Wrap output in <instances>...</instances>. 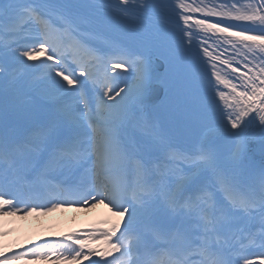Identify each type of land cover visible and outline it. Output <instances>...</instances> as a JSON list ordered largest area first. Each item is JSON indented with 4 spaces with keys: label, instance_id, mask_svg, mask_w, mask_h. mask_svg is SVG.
I'll use <instances>...</instances> for the list:
<instances>
[{
    "label": "snow or ice",
    "instance_id": "snow-or-ice-1",
    "mask_svg": "<svg viewBox=\"0 0 264 264\" xmlns=\"http://www.w3.org/2000/svg\"><path fill=\"white\" fill-rule=\"evenodd\" d=\"M45 196L117 219L4 261L264 264V0H0V215Z\"/></svg>",
    "mask_w": 264,
    "mask_h": 264
},
{
    "label": "rangeland",
    "instance_id": "rangeland-1",
    "mask_svg": "<svg viewBox=\"0 0 264 264\" xmlns=\"http://www.w3.org/2000/svg\"><path fill=\"white\" fill-rule=\"evenodd\" d=\"M188 2L191 3L190 1ZM29 63L35 62L29 61ZM225 67L226 66L224 65H220V71L222 72ZM241 70L244 71L243 68H241ZM36 74L39 75V73ZM235 82L239 83V81ZM104 204H106V202ZM99 205L101 206L102 204ZM65 211L66 212H64V210L61 211L60 208L55 207L50 211L47 210L40 213L28 211L21 216H15L16 214L12 213H4L3 215H0V255L22 248H28L27 250H30L33 248V244L57 236V234L72 226L73 222H75L76 225H80L84 224V222L91 223L92 221L88 219L82 222H77L71 219L72 216L69 217L70 211L66 209ZM80 212H86V210ZM100 212L102 213V216L100 217V215H98L97 218L108 217L102 208L100 209ZM61 217L65 219L61 220ZM80 233L83 235L82 232ZM82 235L77 237V239H80ZM54 257H57V254L49 253L47 254V258L22 256L18 260L4 261L1 259L0 264H60L52 259ZM85 261V259H81V261L76 263L80 264Z\"/></svg>",
    "mask_w": 264,
    "mask_h": 264
},
{
    "label": "bare ground",
    "instance_id": "bare-ground-1",
    "mask_svg": "<svg viewBox=\"0 0 264 264\" xmlns=\"http://www.w3.org/2000/svg\"><path fill=\"white\" fill-rule=\"evenodd\" d=\"M188 1H190V2H192V0H188ZM202 18V17H201ZM238 30H241V29H238ZM210 51H212V49H210ZM201 55H203L202 53H201ZM224 58H227V57H221V59H224ZM203 59H204V61H207V57H203ZM241 67V65H239V64H234V67ZM206 67H207V71L208 72H210L211 71V67H210V65H206ZM161 71H163V70H161ZM221 74L223 75L224 74V70L221 72ZM229 79H231V77L229 76L228 77ZM214 79V78H213ZM93 204H94V206H96V203H91V204H88L87 206L89 207V206H93ZM84 209H81V211H83ZM89 211H87L86 210V213L85 212H80L78 215L79 216H81V215H83V214H89L88 213ZM79 221H81L80 219H79ZM77 227V226H76ZM71 228H74V227H71ZM70 228V229H71ZM84 237H86V236H84ZM98 246H100V245H98ZM103 246V245H102ZM114 255H119L118 253H114ZM96 259H98L97 257H95L94 258V260H96ZM107 259H109V260H111V257H108ZM62 260V259H61ZM90 261L91 260H88V261H86V262H84V263H82V264H90ZM62 262H63V264H73V263H75L76 261H73L71 258H69L68 259V261H66V262H64L63 260H62Z\"/></svg>",
    "mask_w": 264,
    "mask_h": 264
},
{
    "label": "water",
    "instance_id": "water-1",
    "mask_svg": "<svg viewBox=\"0 0 264 264\" xmlns=\"http://www.w3.org/2000/svg\"><path fill=\"white\" fill-rule=\"evenodd\" d=\"M256 158H257V161H258V160H259V159H258V158H259V153H257Z\"/></svg>",
    "mask_w": 264,
    "mask_h": 264
}]
</instances>
